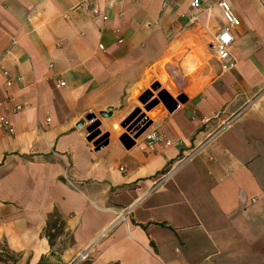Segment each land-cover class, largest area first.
Returning <instances> with one entry per match:
<instances>
[{
    "label": "crops",
    "instance_id": "crops-1",
    "mask_svg": "<svg viewBox=\"0 0 264 264\" xmlns=\"http://www.w3.org/2000/svg\"><path fill=\"white\" fill-rule=\"evenodd\" d=\"M218 1L0 0V264H264V0H225L229 73ZM151 85L178 104L160 141L96 151L80 120Z\"/></svg>",
    "mask_w": 264,
    "mask_h": 264
},
{
    "label": "rangeland",
    "instance_id": "rangeland-1",
    "mask_svg": "<svg viewBox=\"0 0 264 264\" xmlns=\"http://www.w3.org/2000/svg\"><path fill=\"white\" fill-rule=\"evenodd\" d=\"M155 88V85H151L144 93H142L143 95L149 92L151 97L145 102H141V95L139 100H137V107L132 109L126 116H119L115 124H113L114 120H106L103 116L94 113L85 115L80 120V126L81 129H83L84 134L87 136V139H90L88 142L91 146L94 149L106 147L111 135L114 136V141H112L111 144L121 146L123 149L125 147L122 145V141H125L126 145H131L129 147V149H131L145 139L144 137L146 136V133L154 127L156 116L159 112L166 111L160 101L148 109V107L157 99V94L161 90ZM169 95L174 100L176 99L173 97L174 95L170 93ZM105 126L108 128L105 129ZM113 127H115V129ZM58 230L59 226H56L54 230H49L50 234L55 235L53 244L57 243V240L60 238L57 234Z\"/></svg>",
    "mask_w": 264,
    "mask_h": 264
},
{
    "label": "built area",
    "instance_id": "built-area-1",
    "mask_svg": "<svg viewBox=\"0 0 264 264\" xmlns=\"http://www.w3.org/2000/svg\"><path fill=\"white\" fill-rule=\"evenodd\" d=\"M196 4H197L196 2H193L191 4V7H195ZM216 5L221 11L223 25L216 32H214V34L212 35L209 41V45L214 53L215 60L220 67V71L222 73H229L235 67V60L231 55V47L235 39V34H234L235 30L239 26L240 22L237 19V17L233 14L227 1L219 0ZM6 84L7 85L11 84V81L8 78V76H7ZM10 102H13V100H11ZM14 111L16 113L20 112L21 106L15 105ZM0 127L3 128L8 133L13 132L12 125L6 119H1ZM144 140L146 146L152 150L154 145L160 141V137L153 129L146 134ZM173 171L174 169H171L169 173H172ZM86 257L87 254H83L74 261H72L71 264H78L80 261H84Z\"/></svg>",
    "mask_w": 264,
    "mask_h": 264
},
{
    "label": "water",
    "instance_id": "water-1",
    "mask_svg": "<svg viewBox=\"0 0 264 264\" xmlns=\"http://www.w3.org/2000/svg\"><path fill=\"white\" fill-rule=\"evenodd\" d=\"M155 89H158V86H156ZM150 97L151 94L147 92L146 94H143L141 96L140 101L145 102ZM159 101L163 104V106L165 107L168 113H173L178 108L177 102L174 99H172V97H170V95L166 91L161 90L157 94V99L148 107V109L156 105ZM88 140L90 139H87V141ZM122 145L125 147V149H129V147L131 146V145H126L125 141H122ZM101 148L102 147H99L98 149H96V151H99Z\"/></svg>",
    "mask_w": 264,
    "mask_h": 264
},
{
    "label": "trees",
    "instance_id": "trees-1",
    "mask_svg": "<svg viewBox=\"0 0 264 264\" xmlns=\"http://www.w3.org/2000/svg\"><path fill=\"white\" fill-rule=\"evenodd\" d=\"M56 226H59V230L57 231V234L60 236L63 234V226L64 223L62 222V220L60 219V217L58 216L57 213H52L51 215H49L48 219H47V223L45 226V229L43 230V235L47 238L49 244L51 246H53V239L55 238V235L50 234L49 230H54L56 228ZM2 255L0 254V259L3 258L1 257ZM6 258V260H9L12 262V264L14 263V259H11L9 257H4Z\"/></svg>",
    "mask_w": 264,
    "mask_h": 264
}]
</instances>
